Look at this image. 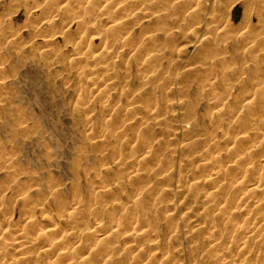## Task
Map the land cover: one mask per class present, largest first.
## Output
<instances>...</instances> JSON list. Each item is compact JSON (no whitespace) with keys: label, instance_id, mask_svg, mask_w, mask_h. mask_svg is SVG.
Listing matches in <instances>:
<instances>
[{"label":"rangeland","instance_id":"374dc122","mask_svg":"<svg viewBox=\"0 0 264 264\" xmlns=\"http://www.w3.org/2000/svg\"><path fill=\"white\" fill-rule=\"evenodd\" d=\"M65 1L58 0L54 7ZM182 1L140 0L126 32L115 33L132 43H118L107 53L102 50L106 43L98 35L100 30L74 47L79 36L74 34L76 24L68 22V16L54 18L55 25H51L53 18L43 20V7H34L41 0H0V20L5 21L2 32L14 33L16 39V46L11 42L0 44L7 57L0 74V191L5 205L14 210L6 237L25 232L20 222L25 217L16 201L22 191L14 183L17 178L25 184L35 183L32 204L55 214L69 211L61 203L70 201L74 192L86 200L85 195L96 186H107L114 193L116 190L104 198V202L119 205L116 217L123 219L130 212L131 217L144 221L135 224L136 237L124 236L133 229L120 228L111 241H115L114 256L122 258L119 264H215L218 248L234 254V246H230L215 213L208 208L211 191L226 181L224 176L207 181L203 164L216 150L227 152L234 138L232 119L218 117L211 100L213 92L221 90H213L209 84L212 76H217L222 85L226 67L242 66L248 42L241 43L237 35L247 26L254 28L253 34L264 31V6L250 5L246 0H206V5L193 9L190 7L197 0ZM85 3L81 0L78 4ZM156 15L165 17V21L148 24ZM97 20L106 33L113 34L107 22ZM68 26L73 37H55L51 44L54 54L41 55L43 36ZM222 28L225 33L232 31L223 36ZM166 34L171 35L166 38ZM262 48L264 43V51ZM153 50L158 58L149 61L144 55ZM76 53H82L81 61L70 59ZM221 58H226V66H220ZM106 61L113 63L110 73L91 71L93 64ZM259 65L263 66L264 60ZM145 66L152 71L150 76L141 75L140 68ZM249 66L250 62L241 77L232 76L229 86L232 82L238 85L235 80L242 77H252ZM107 80L115 86L100 90V84ZM89 87L93 93L84 91ZM227 91L238 95L223 99L228 109L242 104L241 90ZM101 93L112 95L114 100L105 104L107 98ZM211 120L218 123L212 126ZM255 121L256 127L263 126L260 116ZM102 133L104 137L99 138ZM261 134L249 130L251 161L258 162L264 155ZM213 139L217 143L212 144ZM7 158L12 163L6 162ZM228 158L234 157L227 152L221 161L223 166ZM5 168L16 176L8 177ZM224 168L232 171L227 165ZM234 184L229 182V191ZM53 186L60 207L49 195ZM2 207L0 203V211ZM136 207L144 212H136ZM77 218L80 222L75 232L86 247L95 241L89 236L92 223L81 214ZM33 220L32 230L45 224L40 214ZM71 225L66 220L60 222L63 229ZM209 227L220 237L217 247L208 239ZM29 249L32 255L38 252V248ZM11 257L8 254L9 261Z\"/></svg>","mask_w":264,"mask_h":264},{"label":"bare ground","instance_id":"6f19581e","mask_svg":"<svg viewBox=\"0 0 264 264\" xmlns=\"http://www.w3.org/2000/svg\"><path fill=\"white\" fill-rule=\"evenodd\" d=\"M30 1L35 3V0ZM57 1L58 0H41L44 5L42 3L33 5L37 9L43 7L42 11L40 10L41 15L44 16L43 20L53 18L51 20V25H55L54 18L57 16L60 18L62 16H68L70 20H66L68 22L72 20V23H74L73 25L76 24L75 28L77 31L74 32V34L79 35V38L75 36L77 37V41L75 42L74 47L83 44V40L87 39V37L95 32V30H100L98 31V35L103 37V41L106 43L105 48L102 47V50L107 53H109L108 51L111 46L118 43H122L124 46L132 43L131 39H120L118 36H115V33L118 31V33L126 32V25L135 17L137 9L135 6L140 3V0H85V5L78 4L81 0H67L64 2L65 4H60L57 7H54ZM188 1L189 0H183L182 2L185 4ZM246 1L250 5L264 6V0ZM205 3L206 0H197L190 8L198 9L199 7L206 5ZM39 14L35 16L37 17ZM40 17L39 20H41ZM99 18H102V20L107 22V27L110 30H113L112 35H110L109 32L106 33V30H103V25L99 24V20H97ZM164 21L165 17L156 15L153 20L148 21V24H158L163 23ZM62 24H65V21ZM4 25L5 21L3 22L0 20V44L11 42V44L14 45L16 42L14 33L8 35L5 33L3 34L2 29L5 28ZM71 26H68L67 29L64 27L59 28L58 31L49 34L48 36H43L41 40L43 44L40 50L42 53L41 55H53L54 51L53 48H51L52 40L57 36L60 37L66 35V37H71ZM253 29L254 28L251 29L250 26H247L245 31L237 35L238 41H243L241 43L248 42V51L244 55L245 57L242 66L238 67V69H236V66L226 67L222 72V85L219 86L220 82L218 81L217 76H212L209 84L213 90L216 88L217 90H221L213 92L212 94L213 96L211 100L213 104H215L216 115H218V117L228 116L229 121L232 119L230 130L234 131V138L232 142H229V144L232 143V145L229 146L227 150L230 157H234L233 160L228 158L224 161L225 166H223L221 161L225 158L227 152L224 150H216L215 153L203 164L204 169L208 172L207 181L211 182L220 178V176H224L223 180L226 181L224 185H219V187L213 188L208 196L210 198L208 208L215 213L214 216H216L217 224L222 226L221 228L224 230V235L230 241V246L232 245L235 248L234 254L231 255L227 253V250L218 248L215 251V264H264V155L258 162H255V160L251 161L253 158H251L250 152L253 147H251L249 143L251 142L252 136L248 137L249 130L251 129H253V133L262 132L260 137L261 141H263L262 144L264 148V65H259L261 61L264 60V51H261V44L264 43V31H261L259 34H253ZM221 31L223 32V36H226L232 30L228 29L225 33L224 28H222L220 29V32ZM256 32L258 33L257 29ZM170 35L171 34H166V38ZM172 35H174V33H172ZM152 37L157 38V35H152ZM86 45L88 47L89 43L87 42ZM156 54L157 53H154L153 50L146 52L144 57L149 59V61H153L155 58H158V55ZM81 56L82 53H76L75 56L70 59L81 61L83 59ZM6 58L0 47V74H3L2 66L4 65L3 61ZM221 59V67L228 64L226 58ZM249 62L252 65V67L249 66L251 68V74L249 76L252 77H242L241 81L235 80L238 85L232 82L231 86H229L231 82L229 80L232 76L237 77L239 75L241 77L246 73V66ZM214 64L215 63L212 65L213 67ZM112 67L113 63H108V61L104 63L99 62L93 64L91 71L95 70L96 72L101 71L102 73H110ZM211 69L213 68L211 67ZM140 71L142 76L143 74L145 76H150L152 73L147 66L143 68L141 67ZM215 74L217 73L215 72ZM171 81L174 80L171 79ZM114 86L115 85L112 81L107 80L102 82L99 88L100 90H110ZM234 88L242 91L239 94L244 97V100L242 104L237 107L230 106L228 109L227 102H223V99L230 100L234 95V98L237 97L238 95L235 94L237 92L228 93L227 91V89L230 90ZM84 91L88 94L94 92L91 87ZM170 91L171 89L167 92ZM100 96H102V98L106 97L104 93H101ZM106 98V101L104 100L105 104L114 100L112 95H109ZM219 100H221V102ZM259 116L262 119V127H256L255 119ZM211 123L212 126H214L218 121L211 120ZM249 123L254 125V127ZM104 135L105 134L102 133L98 137L102 138ZM217 141V139H213L211 143L214 144L217 143ZM12 161L11 158L6 159V162L8 163H12ZM143 161L144 159L140 160L138 164H142ZM226 165L227 168L232 171L226 170L224 168ZM106 168L107 167H103L105 171ZM3 170L8 177L16 176V173L11 172V170L7 168ZM228 173H233L234 176L229 177ZM95 177L97 180L99 179L98 174H96ZM229 182L235 183L234 188L231 191L228 190ZM14 183L22 190L18 193L16 201L21 204L19 213L25 217L24 220L20 221L23 222L22 226L24 227L25 232L14 238H11V236H5L10 224L13 223V221L10 220V217L14 210L5 205L7 202L3 197V193L0 191V203L3 206L0 211V219H2L0 220V264L3 262H5V264H25L24 261H30L29 264H119L122 258L120 256H114L113 249L115 241H111L121 230L133 229L132 232H125L124 236L136 237L137 227L135 224H142V222H144L138 216L131 217L130 212L126 214L123 219L117 218L116 209L119 205L114 202H104V198L112 196L116 193V190L114 193L112 188L104 185L94 187L91 193L85 195L86 200L82 197H78V194L74 192L70 201H64L61 203V205H67L69 211L57 212L55 214L51 213L49 209H46L44 206L42 207L37 204H32L34 196V189L32 188L35 183L25 184L24 181H20L17 178L14 179ZM25 187L28 189L25 190ZM53 188L54 189L51 188L52 190L49 192V195L53 196V200L56 201L58 207H60V204L55 197V187L53 186ZM224 196H226L225 200H223ZM137 208L138 207L134 209L136 212H144V210L138 211ZM236 212H238V216L235 215ZM35 214H40L42 220L45 221V224L32 230L35 227V221L33 220ZM79 214H81L82 217L91 220L92 223L89 236L91 239H95V241L89 243L86 247L83 245V242L78 240V236L75 232L77 229L76 227L80 222L79 218H77V215ZM132 214H135V212H132ZM64 220L68 221L69 224H72L68 229H63L60 226V222ZM28 228L30 230H28ZM208 230V239L213 247H217L220 242V237L217 236L213 227H209ZM29 232L35 233L30 234ZM253 239L257 240L254 241ZM31 247L32 249L38 248V250H36L38 252H36L35 255H32V252H30L29 248ZM8 254L13 255L10 261L8 260Z\"/></svg>","mask_w":264,"mask_h":264}]
</instances>
